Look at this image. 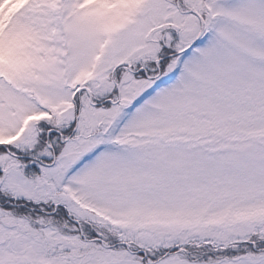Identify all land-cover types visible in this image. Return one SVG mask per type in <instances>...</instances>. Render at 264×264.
Returning <instances> with one entry per match:
<instances>
[{"label":"snow or ice","instance_id":"1","mask_svg":"<svg viewBox=\"0 0 264 264\" xmlns=\"http://www.w3.org/2000/svg\"><path fill=\"white\" fill-rule=\"evenodd\" d=\"M0 264H264V0H0Z\"/></svg>","mask_w":264,"mask_h":264}]
</instances>
